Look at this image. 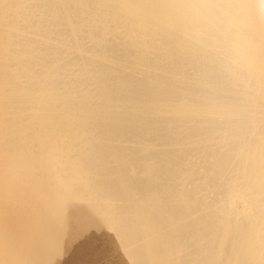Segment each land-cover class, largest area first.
Listing matches in <instances>:
<instances>
[{
    "label": "bare ground",
    "instance_id": "obj_1",
    "mask_svg": "<svg viewBox=\"0 0 264 264\" xmlns=\"http://www.w3.org/2000/svg\"><path fill=\"white\" fill-rule=\"evenodd\" d=\"M0 264H264V0H0Z\"/></svg>",
    "mask_w": 264,
    "mask_h": 264
},
{
    "label": "rangeland",
    "instance_id": "obj_2",
    "mask_svg": "<svg viewBox=\"0 0 264 264\" xmlns=\"http://www.w3.org/2000/svg\"><path fill=\"white\" fill-rule=\"evenodd\" d=\"M89 113V114H88ZM104 113V114H103ZM107 114V112L104 110L100 111V112H93L92 109L88 110L87 112V115H86V122L88 124V126L81 132V134L83 135H88V134H91L90 133V127H95V128H98L99 132L96 133V134H101V132L103 131L105 125H104V119H103V115L105 116ZM102 121V122H101ZM100 122V123H99ZM102 135H105L102 133ZM86 137V136H85ZM78 146V145H77ZM69 180H70V190H69V194L70 195H76L78 194L79 192L82 191V188L79 186V183H78V177H74V176H68L67 177ZM75 183V184H74ZM74 184V185H73ZM78 191V192H77ZM66 196V193L62 192L60 197H55V198H52L51 200L48 201L47 203V206H48V209L50 210L51 212V217L50 218L52 220V223L57 219V217L59 216L60 214V211H61V208H62V201L64 199V197ZM88 196V194L86 195ZM240 201L242 200L241 198H239ZM237 199V200H239ZM51 201V203H50ZM92 202H95L93 199H92ZM241 203H239L240 205ZM60 207H59V206ZM50 206V207H49ZM243 206V205H242ZM239 208H241V205L238 206V211L240 210ZM243 208V207H242ZM242 208L240 211H242ZM56 209V210H55ZM229 210V209H228ZM55 211V212H54ZM230 212V211H229ZM243 212V211H242ZM246 212V213H245ZM55 213V214H54ZM248 211L247 210H244V214L242 213L241 214V217H243V215H248Z\"/></svg>",
    "mask_w": 264,
    "mask_h": 264
}]
</instances>
